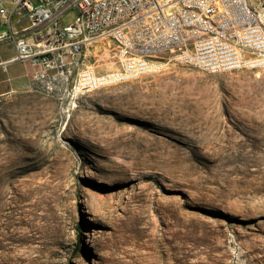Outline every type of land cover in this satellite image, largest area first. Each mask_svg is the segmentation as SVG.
Segmentation results:
<instances>
[{"label": "rangeland", "instance_id": "374dc122", "mask_svg": "<svg viewBox=\"0 0 264 264\" xmlns=\"http://www.w3.org/2000/svg\"><path fill=\"white\" fill-rule=\"evenodd\" d=\"M0 264H264V69L3 97Z\"/></svg>", "mask_w": 264, "mask_h": 264}, {"label": "built area", "instance_id": "2783aa9c", "mask_svg": "<svg viewBox=\"0 0 264 264\" xmlns=\"http://www.w3.org/2000/svg\"><path fill=\"white\" fill-rule=\"evenodd\" d=\"M1 26L0 44L12 41L16 53L0 66L29 62L32 90L50 93L64 112L108 84L175 63L211 73L264 69V1L0 0ZM102 40L109 57L92 52Z\"/></svg>", "mask_w": 264, "mask_h": 264}, {"label": "crops", "instance_id": "0c3cea01", "mask_svg": "<svg viewBox=\"0 0 264 264\" xmlns=\"http://www.w3.org/2000/svg\"><path fill=\"white\" fill-rule=\"evenodd\" d=\"M28 24V22H25ZM5 29L0 27V33ZM32 39L33 32L26 33ZM16 53L15 45L12 41L0 44V63L12 58ZM23 69V70H22ZM0 70L9 73L7 79L0 80V100L13 92L32 90V68L29 62L16 61L8 65L7 70L0 66Z\"/></svg>", "mask_w": 264, "mask_h": 264}, {"label": "bare ground", "instance_id": "6f19581e", "mask_svg": "<svg viewBox=\"0 0 264 264\" xmlns=\"http://www.w3.org/2000/svg\"><path fill=\"white\" fill-rule=\"evenodd\" d=\"M107 46H108V44H107L106 40L99 41L97 44V47H96V52H98L101 48H104L105 52L107 53V56L109 57V47H107ZM113 66H114V62H113V59H111L107 63V68H112ZM113 85H115V84H108V87L113 86ZM46 94L50 95V93H46Z\"/></svg>", "mask_w": 264, "mask_h": 264}]
</instances>
